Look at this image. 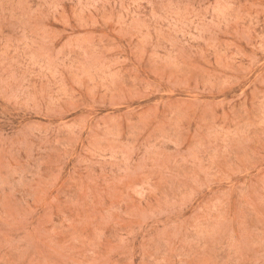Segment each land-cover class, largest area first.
<instances>
[{
  "label": "rangeland",
  "instance_id": "obj_1",
  "mask_svg": "<svg viewBox=\"0 0 264 264\" xmlns=\"http://www.w3.org/2000/svg\"><path fill=\"white\" fill-rule=\"evenodd\" d=\"M0 264H264V0H0Z\"/></svg>",
  "mask_w": 264,
  "mask_h": 264
}]
</instances>
